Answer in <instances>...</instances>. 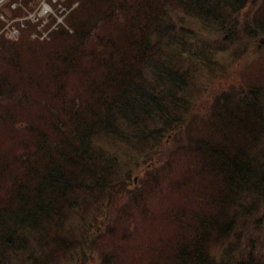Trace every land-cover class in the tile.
Instances as JSON below:
<instances>
[{
    "label": "trees",
    "instance_id": "trees-1",
    "mask_svg": "<svg viewBox=\"0 0 264 264\" xmlns=\"http://www.w3.org/2000/svg\"><path fill=\"white\" fill-rule=\"evenodd\" d=\"M252 1L66 0L48 40L0 32V264H264Z\"/></svg>",
    "mask_w": 264,
    "mask_h": 264
},
{
    "label": "rangeland",
    "instance_id": "rangeland-1",
    "mask_svg": "<svg viewBox=\"0 0 264 264\" xmlns=\"http://www.w3.org/2000/svg\"><path fill=\"white\" fill-rule=\"evenodd\" d=\"M9 1L10 0H7L6 2H3L0 5V12L3 13V14H5L6 17H7V19L11 16V12L10 11L16 10V8L17 7H20L22 5V3H23V0H15L16 4H13L12 2L10 3ZM40 1H43V0H40ZM51 7H53V8L55 7L56 8L57 7V4L55 3V5H52ZM39 12L40 11H36L35 12V9H34L33 11H26V12L22 11V12H20V14L23 13V15L25 14L27 16V18H32V20H35L34 17H36L37 20H39V19L42 20V23L43 24L46 23L47 20L43 16H40L41 13H39ZM14 14L18 15V12L16 11ZM248 16L250 17L249 14H247L246 12H244V13H242V15L239 18V20L240 21H243L244 19L248 18ZM23 19L22 18H18V19H16V22H14V23L17 24V29L19 30V32H20V29L23 27L22 24L25 22V20H27V19H25V20H23ZM11 29H13V28H9V30H11ZM19 34L20 33L17 34V30L16 29H13L12 30V33H9L7 31V33H6V39L7 40H10V41L16 40L18 38H15V37H19ZM45 36H46V33H44V35L41 34V38H43V40H48V38L45 37ZM205 38L207 39V41H209L213 45V43L218 42V38L219 37H216L215 35H212L210 33H206L205 34ZM256 38H258L257 40L260 42V45L264 47V39H263V37L262 36H256ZM218 57L219 58H218L217 61H218L219 67L222 68L223 70H225L229 66V63L219 53H218ZM219 67H217V71L220 70ZM230 72H234V71L230 70ZM201 79L202 80H201V83L199 84V87L203 86L204 82L208 80L204 76ZM209 81H210L209 85H210V88H211V87H213L215 85V83L213 82V80H209ZM134 177H137L138 178L137 175H135Z\"/></svg>",
    "mask_w": 264,
    "mask_h": 264
},
{
    "label": "bare ground",
    "instance_id": "bare-ground-1",
    "mask_svg": "<svg viewBox=\"0 0 264 264\" xmlns=\"http://www.w3.org/2000/svg\"><path fill=\"white\" fill-rule=\"evenodd\" d=\"M253 1H254V0H253ZM253 1H252V2H253ZM248 2H249V1H248ZM262 2H263V1H262ZM252 4H253V3H252ZM252 4H251V5H252ZM255 4H256V3H255ZM258 4H259V3H258ZM263 4H264V3H263ZM252 6H253V5H252ZM256 6H257V5H256ZM245 8H246V7H245ZM245 10H246V9H245ZM245 10H244V12H245ZM252 10H253V9H252ZM241 13H242V12H241ZM209 15H210V14H209ZM246 17H247V16H246ZM250 17H251V16H250ZM250 17H249V18H250ZM254 17H255V16H254ZM224 20H225V19H224ZM227 20H228V19H227ZM226 22H227V21H226ZM262 166H263V165H262ZM253 167H254V166H253ZM255 167H256V166H255ZM251 169H252V168H251ZM253 169H254V168H253ZM263 169H264V168H263ZM256 170H257V169H256ZM250 171H251V170H250ZM254 171H255V170H254ZM248 173L251 174V173L249 172V169H248ZM245 174H246V173H245ZM251 175H253V174H251ZM255 176H256V175H255ZM247 177H248V176H246L245 178H247ZM251 177H252V176H251ZM253 177H254V175H253ZM229 178H230V177H229ZM229 178H228V179H229ZM230 179H231V178H230ZM247 179H249V178H247ZM253 179H254V178H253ZM244 180H245V179H244ZM245 181H246V180H245ZM245 181H244V182H245ZM235 182H236V180H235ZM219 183H220V182H219ZM230 183H231V182H230ZM236 183H237V182H236ZM236 183H235V184H236ZM246 183H248V180L246 181ZM246 183H244V184H246ZM249 183H250V182H249ZM249 183H248V184H249ZM220 184H221V183H220ZM239 184H240V183H239ZM250 184H252V183H250ZM227 185H229V184H227ZM236 185H237V184H236ZM246 185H247V184H246ZM224 186H225V185H224ZM230 186H232V185H230ZM230 186H229V188H231ZM233 186H234V185H233ZM240 187H241V189H242V185H240ZM235 188H236V187H235ZM246 188H247V187H246ZM239 189H240V188H239ZM229 190H230V189H229ZM226 191H227V190H226ZM247 191H248V190H247ZM231 192H232V191H231ZM236 192H237V191H236ZM228 193H229V192H228ZM228 193H227V194H228ZM233 193H234V192H233ZM230 194H231V193H230ZM237 194H238V193H237ZM235 195H236V194H235ZM227 196H228V195H227ZM228 198H229V197H228ZM263 207H264V205H263ZM260 216H261V215H260ZM261 217H262V216H261ZM259 218H260V217H259ZM263 224H264V223H263ZM230 257H231V256H230Z\"/></svg>",
    "mask_w": 264,
    "mask_h": 264
}]
</instances>
